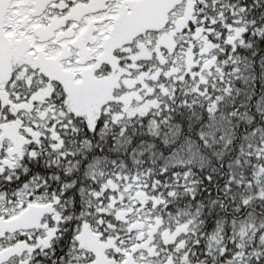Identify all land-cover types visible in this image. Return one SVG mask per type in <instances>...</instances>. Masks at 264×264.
Listing matches in <instances>:
<instances>
[{"label":"snow or ice","instance_id":"6c2138e0","mask_svg":"<svg viewBox=\"0 0 264 264\" xmlns=\"http://www.w3.org/2000/svg\"><path fill=\"white\" fill-rule=\"evenodd\" d=\"M260 43L264 0H0V264H264V142L251 173L91 156L113 129L217 112ZM210 190L227 216L208 233Z\"/></svg>","mask_w":264,"mask_h":264},{"label":"trees","instance_id":"16d2710c","mask_svg":"<svg viewBox=\"0 0 264 264\" xmlns=\"http://www.w3.org/2000/svg\"><path fill=\"white\" fill-rule=\"evenodd\" d=\"M241 72L233 81V92L215 113L207 106L188 110L174 116L169 127L151 132L150 121L137 123L130 129L127 143L119 137L117 129L110 131L101 144L103 151L95 150L91 156L99 159L109 170L122 168L135 172L151 169L159 174L164 169L179 170L186 166L194 173L207 175L215 170L221 175L237 168V161L245 164L239 171L251 173L255 161L248 160L250 147L264 142V43L252 50H241ZM235 113V115H233ZM214 130L216 143L203 144L200 133ZM121 142L118 144L117 141ZM45 165L35 166L43 176ZM205 193V230L211 233L227 213L210 207L216 191ZM196 205L183 200L177 208ZM264 219V218H260Z\"/></svg>","mask_w":264,"mask_h":264}]
</instances>
